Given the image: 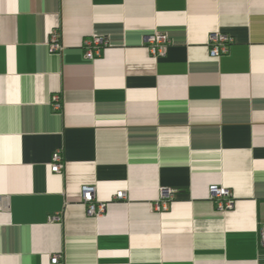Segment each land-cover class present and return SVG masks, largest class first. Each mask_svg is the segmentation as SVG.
Returning <instances> with one entry per match:
<instances>
[{"label":"crops","instance_id":"obj_1","mask_svg":"<svg viewBox=\"0 0 264 264\" xmlns=\"http://www.w3.org/2000/svg\"><path fill=\"white\" fill-rule=\"evenodd\" d=\"M0 200V264H264V0H0Z\"/></svg>","mask_w":264,"mask_h":264},{"label":"built area","instance_id":"obj_2","mask_svg":"<svg viewBox=\"0 0 264 264\" xmlns=\"http://www.w3.org/2000/svg\"><path fill=\"white\" fill-rule=\"evenodd\" d=\"M169 40L164 34L154 32L149 35L147 40V47L150 54L154 57L161 56L164 54L165 49L168 45ZM209 46V54L211 56H220L225 53L228 49V45L232 42V37L226 33L213 31L210 32L207 38ZM84 49V55L86 58L94 59L101 55L105 46H107V40L101 35H95L86 38L82 43ZM50 51L59 52L62 49V44L59 42L57 31H53L49 40ZM52 106L54 109H59L60 102L57 95L52 96ZM50 170L53 172H60L63 168V160L60 149L55 150L52 153L50 161ZM173 190L162 189L161 197L168 198ZM209 193L211 199L215 202L217 209H227L232 206L231 193L228 188L220 185L211 184L209 186ZM125 192L118 190L114 197L122 199L124 198ZM81 201L85 204L86 214L89 216L99 217L104 213L105 203L97 201L95 196V188L92 185H83L81 188ZM160 202L155 204V208H160ZM164 206V203H162ZM6 204L0 200V211L4 210ZM51 219H59L58 215L50 216ZM259 244L264 246V223L259 228ZM59 259V255L54 254L51 256V262L55 263Z\"/></svg>","mask_w":264,"mask_h":264}]
</instances>
